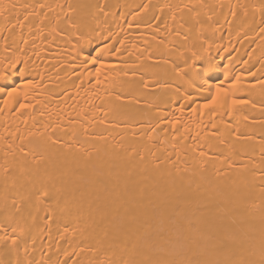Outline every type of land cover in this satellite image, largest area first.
I'll list each match as a JSON object with an SVG mask.
<instances>
[{"label": "bare ground", "instance_id": "obj_1", "mask_svg": "<svg viewBox=\"0 0 264 264\" xmlns=\"http://www.w3.org/2000/svg\"><path fill=\"white\" fill-rule=\"evenodd\" d=\"M0 264H264V0H0Z\"/></svg>", "mask_w": 264, "mask_h": 264}, {"label": "snow or ice", "instance_id": "obj_2", "mask_svg": "<svg viewBox=\"0 0 264 264\" xmlns=\"http://www.w3.org/2000/svg\"><path fill=\"white\" fill-rule=\"evenodd\" d=\"M9 96L12 95V93H8ZM219 96H220V90L219 88L217 89V95L215 97L212 98L211 104L208 105L206 104L205 107H209V106H217L219 104ZM241 103H246V101H237V100H233L232 104L236 105V104H241ZM222 106V105H220ZM21 107H24L23 105H21Z\"/></svg>", "mask_w": 264, "mask_h": 264}]
</instances>
